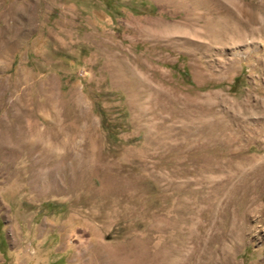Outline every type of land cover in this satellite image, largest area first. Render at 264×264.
<instances>
[{
    "label": "rangeland",
    "instance_id": "obj_1",
    "mask_svg": "<svg viewBox=\"0 0 264 264\" xmlns=\"http://www.w3.org/2000/svg\"><path fill=\"white\" fill-rule=\"evenodd\" d=\"M240 1L0 0V264H264Z\"/></svg>",
    "mask_w": 264,
    "mask_h": 264
},
{
    "label": "bare ground",
    "instance_id": "obj_2",
    "mask_svg": "<svg viewBox=\"0 0 264 264\" xmlns=\"http://www.w3.org/2000/svg\"><path fill=\"white\" fill-rule=\"evenodd\" d=\"M231 2H233V0H229V3H231ZM237 9H238V13H239L238 14V23H239V26H240V29H241L239 38L242 41H246L248 39H251L255 43L254 45H256V46H260L261 45V46H263V49H264V2L258 1V2H255V3L251 4L249 2H246L245 0L244 1H240L239 4L237 5ZM247 14L249 15V20H247V17H246ZM233 16H234V14H233ZM254 50H256V49H254ZM263 53H264V50H263ZM262 105H255L254 108H255V111H256L255 113L258 112L260 115L264 116V104L262 103ZM263 116L258 118L259 122L256 121L258 127L259 128L261 127L260 131H257L259 128L257 130L255 129L256 132H258V133H261V131L264 130V121L262 122V119H264ZM6 128L8 129V131H11V127L6 126ZM254 134H256V133H254ZM7 135H10V134L5 133V137H7Z\"/></svg>",
    "mask_w": 264,
    "mask_h": 264
}]
</instances>
